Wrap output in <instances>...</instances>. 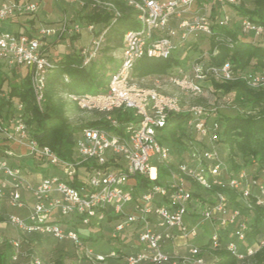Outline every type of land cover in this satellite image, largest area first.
Returning a JSON list of instances; mask_svg holds the SVG:
<instances>
[{"label":"built area","instance_id":"1","mask_svg":"<svg viewBox=\"0 0 264 264\" xmlns=\"http://www.w3.org/2000/svg\"><path fill=\"white\" fill-rule=\"evenodd\" d=\"M56 1L78 5L89 12H109L114 15L110 25L119 16L113 0ZM118 1L137 12L140 28L125 32L121 62L111 75L106 92L65 95L68 102L80 110L104 116L111 128L81 129L75 137L72 161H64L32 137L21 102L14 104L7 124L0 122V135L5 147L0 155V201L17 209L29 208L25 194L31 195L34 201L26 217L9 214L8 222L24 234H48L59 241L73 242L78 251L84 250V255H79L78 261L71 264H81L84 256L91 264H105L108 258H118L121 254L114 250L109 255L95 253L84 245L75 227L67 228L62 222L74 218L89 226L102 222L109 215L121 216L116 219V232L121 233L132 224L139 228L137 250L123 256L127 264H208L203 247L191 242L200 235V224L187 221L193 211L191 203L195 201L200 205L203 219H217L218 227L208 241L210 248H222L219 228L231 226L232 240L227 242L226 248L243 261L263 247L264 240L256 247H248L245 253L241 252L239 243L246 239L248 217L230 203L226 194L213 193L208 197L211 200L207 198L206 202L193 198L187 179L198 185L203 193L214 186L236 191L249 208L252 198L258 205H264V185L258 178L250 176L246 169L230 171L221 160L215 144L220 142L222 127L215 119L216 113L208 114L201 105L186 106L179 95L142 87L134 76L135 67L142 58L168 59L191 35L210 36L213 24L229 26L231 17L224 14L221 20L214 21L195 12L190 19H185L184 14L196 6L198 0ZM217 1L237 5L236 0ZM43 2L0 0V23L21 16H34ZM174 21L178 22L176 27L172 26ZM109 29L87 21L85 24L79 20L72 21L65 16L58 27L45 25L27 33L0 30V70L1 67L11 71L24 66L29 73L36 104L43 110L48 75L55 66L46 54L47 41L66 34L79 35L86 30L90 46L83 49L80 56L83 66L89 67L106 43ZM240 30L245 35L264 34V28L248 18L242 19ZM192 72L191 75L177 67L174 72L160 78H167L181 94L192 96L203 92L201 82L206 79L227 82L240 78L252 89L264 87V74L237 73L228 62L222 66L195 63ZM129 110H132L135 120L120 127L113 113ZM182 113L190 114L186 124L189 137L184 159L160 184L137 188L136 175L154 181L159 176L160 166L172 163L171 150L161 143L160 136L168 119ZM25 156L40 160L44 167L57 168L62 174L48 175L39 183L32 184L25 169L15 164ZM56 214L62 220L55 218ZM177 239L185 241L186 254L171 255L166 251V245ZM11 243L13 260H16L22 243L20 240H12ZM31 264L43 262L35 258Z\"/></svg>","mask_w":264,"mask_h":264},{"label":"trees","instance_id":"2","mask_svg":"<svg viewBox=\"0 0 264 264\" xmlns=\"http://www.w3.org/2000/svg\"><path fill=\"white\" fill-rule=\"evenodd\" d=\"M113 5L119 12V16L116 17L115 22L118 24L116 31L121 40H123L126 31L140 27L138 14L118 0H113ZM234 6L237 13L234 17L230 16L231 26L213 24L212 35H206L210 40V49L205 64L210 66H222L224 63L228 62L232 66L234 72H255L264 74L262 71V69H264V43L258 44L247 41L240 36L241 21L243 18H248L264 28V0H257V6L254 10L245 9L241 5ZM82 10L84 13L83 16L87 22L100 24L112 29L113 26L110 24L114 15L109 12L101 13L97 10L92 12L86 9ZM119 44L120 43H118V45ZM177 52L168 59L142 58L135 67V78H160L171 73L173 67H181L184 69V63L176 55ZM89 67L83 66V59L80 54L67 55L65 59L58 62L48 75L45 91L46 101L43 110L36 104L28 70L24 75L20 73L23 79L22 83L12 85L9 90L6 91L3 88L6 80V71L1 67L0 94L4 95H0V122L7 124L13 114L12 108L14 104L17 101L21 102L25 107L26 122L31 127L32 137L36 139L40 145L47 146L53 150L62 160L72 161L75 150V137L81 129L85 127L111 128L110 124L104 119L79 126L71 125L69 123V117L67 116V101L64 99L67 94L65 93L64 97L60 96L57 90H67L68 93L69 86L74 83L84 88L94 84L96 86L95 94L106 92L113 73L108 78L107 83L101 84V82L96 81L90 74V71L87 70ZM117 68L118 67H116V69ZM15 69L16 68L11 71ZM212 82L216 89L222 90L224 93H229L234 90L237 92L238 99L246 98L247 102L251 105L252 111L256 109L260 110L258 115L248 114L244 116L222 118L221 121L218 119L216 120L222 127L220 142L228 145L231 160H234L240 155L245 164L250 159H255L260 165L264 166V88L252 89L247 85L245 80L240 78L227 82H217L215 80H212ZM70 93L73 92H69L68 94ZM84 93L85 92H80L76 94ZM199 102H202V100H199ZM69 104L79 109L77 105L70 102ZM113 115L120 123V127L135 120L130 110L125 112L115 111ZM189 118L190 114L188 113L171 116L165 128L162 129V131L166 130L167 134H162L161 132V143L165 144L166 141H170L176 146H182V136L187 135L189 137V132L186 128ZM4 150V144L1 142L0 155L4 153ZM232 167L235 172L243 169L235 161H233ZM172 170H176V166L173 163L161 165L159 176L157 180L154 181L136 175L134 177L136 186L137 188H143L150 184H160ZM73 185L76 184L74 183ZM187 186L192 190L193 198H200L203 202H206L209 199L208 197L213 193L220 192L226 194L230 199V203L239 208L243 216L248 217L246 239L239 243L241 252H244L242 248L243 244L247 243V245H249L247 248L250 246L256 247L264 240V205H258L255 198L251 199V207L249 208L240 200L239 193L229 188L214 186L210 191L203 193L200 191L199 186L194 184L190 179H187ZM0 203L3 202L0 201ZM119 217L121 216L109 215L107 219L116 220ZM2 222H5V219L0 217V223ZM76 230L79 233L78 229ZM80 238L81 240H86L81 235ZM231 240L232 239L229 241ZM67 241L63 240L61 242ZM68 242L72 244L74 252L77 254L78 250L74 243L71 241ZM226 244L227 242L218 250H212L209 246V242L202 246L203 248L210 249L213 255L212 264H238L240 262L227 250ZM113 250L121 253L118 248ZM13 255L14 248L11 241H7L4 245L0 246V264H13ZM244 262L246 264H264V246L257 250L254 255L246 257ZM81 264H91V261L84 256Z\"/></svg>","mask_w":264,"mask_h":264},{"label":"rangeland","instance_id":"3","mask_svg":"<svg viewBox=\"0 0 264 264\" xmlns=\"http://www.w3.org/2000/svg\"><path fill=\"white\" fill-rule=\"evenodd\" d=\"M236 4L241 5L245 9L254 10L257 6V0H236ZM195 12L205 14L209 16L211 20L219 21L222 19L224 14L234 17L237 10L234 5L221 4L217 0H198L197 5L192 6L184 14V18L190 19ZM83 14V10L80 9L78 5H71L56 0H44L40 10L34 16H21L19 18L10 19L3 22L4 24H2V27L8 31L27 33L30 30L36 31L39 27L45 25L58 27L65 16L69 17L72 21L79 20L85 24L87 20ZM177 24L178 22L174 21L172 26L176 27ZM112 26L113 27L109 31L107 41L100 54L87 69L90 71V74L94 77V79L101 82V84L107 83L110 75L114 72L116 67L120 65L122 50L125 47L123 40H121L116 31L118 24L114 22ZM240 36L247 41L258 44L264 43V34L261 36H256L254 34L245 35L240 31ZM118 43L120 44L118 45ZM47 44L48 47L46 54L52 60L53 64L56 65L58 62L65 59L67 55H79L83 49L88 48L90 46V36L86 30H83V32L79 35L66 34L59 39L51 38L47 41ZM209 49L210 40L208 36L201 34L191 35L188 40L183 43L182 48L178 50L176 55L183 61L184 69L192 75V65L200 62L205 63L208 59L207 55ZM171 70L174 72L176 67H173ZM4 71H6V80L3 88L7 91L12 85L23 82L20 73L23 75L26 74L27 69L24 66H19L13 71L9 72L6 68ZM262 71L264 72V69H262ZM135 79L142 87L156 89L157 91L168 95L181 96L182 101L186 106L201 105L206 109L208 114L211 115L212 113H216L215 119L220 121L222 118L226 117L244 116L248 114L258 115L260 111L259 109L252 111L251 105L247 102L246 98L238 99L236 91L233 90L229 93H224L222 90L216 89L211 80L206 79L202 81L201 84L203 92L200 95L192 96L188 94H181V91L174 87L167 78L145 77L139 79L136 77ZM57 90L59 95L63 97L65 93L68 94L69 92H85L88 94H95L96 86L92 84L91 86L84 88L73 83L69 86L68 93L67 90ZM64 99L68 102L66 97H64ZM199 100H202V102H199ZM67 102V116L69 117V123L73 126L84 125L104 119V116L100 114L79 110ZM161 132L162 134H167L166 130ZM187 137V135L182 136V146H176L170 141L165 142V145L171 150V161L174 165H177L180 161H182L186 155L188 148ZM195 137L197 139L199 138L196 135ZM1 142L3 141L2 136L0 135V143ZM215 145L221 160L227 165L230 171H234L232 165L233 161H235L243 169H246L250 176L258 178L260 183L264 185V166L260 165L257 160L250 159L245 164L240 155H238L234 160H231L227 144L219 142ZM24 150L25 149H23V151ZM15 164L25 168V174L27 178L29 176L28 180L32 184H37L34 183V178L38 175L36 173L41 169L48 168H44L43 163L40 160L32 159V157L24 158V161L20 163L15 162ZM46 170L47 175H53L51 173H57L56 175L62 174L59 169L58 171H50V169ZM262 198L264 199V197ZM25 199L27 200L26 202L29 207L28 209H23L26 210L25 215L19 212L11 213V207L8 206L10 208L8 209L5 202L0 203V217L5 219V223L0 226V246L4 245L7 241L12 240H20L22 243L20 254L16 260H13V264H31L35 258H39L43 264H71L77 262L79 255H84V250H79L77 254H75L72 244L68 242L69 240H65L67 242H61L48 234H24L8 222V213L17 214L22 217H26L29 214L30 207H32L34 201L32 196L29 194H25ZM191 205L193 211L189 215L190 218H188V220L190 223L191 221H194V224H200V235L196 239H192L191 242L198 247H202L208 243L210 235L218 227L217 219H203L200 215V205H198L195 201L191 203ZM56 216L57 214L55 215V218ZM57 219L62 220V218L60 219L58 216ZM63 222L65 224L64 226L67 228L75 227L76 229H81L79 234L86 239L82 240V242L85 246L92 248L95 253L109 255L111 251L116 248L121 251L120 257L108 258L105 264H127L123 256L136 251L134 246L137 245L139 228H137L135 224L127 226L123 232L118 233L115 230L117 222L113 219L108 220L106 218L98 224L93 223L89 226L82 225L80 221L74 218H72V220L65 219ZM219 230L222 236L223 244L232 239L231 235L233 227L228 226L226 228H219ZM247 246H249L247 243L242 245L244 253L248 249ZM166 251L171 255L186 254L184 241L177 239L176 242L167 244ZM203 253L208 264H212L213 255L211 254L210 249L203 248ZM238 264L246 263L243 260Z\"/></svg>","mask_w":264,"mask_h":264},{"label":"crops","instance_id":"4","mask_svg":"<svg viewBox=\"0 0 264 264\" xmlns=\"http://www.w3.org/2000/svg\"><path fill=\"white\" fill-rule=\"evenodd\" d=\"M2 24H4V23H0V30H6V29H4V27H2ZM24 158H28V156H25ZM24 158L21 160V162L22 161H24ZM45 168V167H44ZM25 169V168H24ZM46 169H50V171L51 170H54V171H58V169L57 168H51V167H48V168H46ZM46 169H41V170H39L36 174H38L37 175V177H35L34 178V183H39L43 178H45L46 176H48L47 175V170ZM51 174H53V175H56L57 173H51ZM36 176V175H35ZM28 178H29V176H28ZM7 208L8 209H10L8 206H7ZM10 211H11V213H14V212H19V213H21V214H24L25 215V213H26V210H23V209H17V208H11L10 209ZM129 211H130V209H129ZM9 214V213H8ZM190 218V217H189ZM116 221V220H115ZM187 221H188V223H190V221L187 219ZM66 222H67V220H66ZM65 222V223H66ZM193 222L194 221H191V224H193ZM5 222H3V223H0V226L2 225V224H4ZM63 224H64V222H62ZM75 223V222H74ZM72 224V223H71ZM65 225V224H64ZM18 230V229H17ZM19 231V230H18ZM78 231L79 232H81V229H79L78 228ZM181 240V239H180ZM183 241V240H182ZM184 244H185V241H184ZM135 247V249L137 250V248H138V241H137V245H135L134 246Z\"/></svg>","mask_w":264,"mask_h":264}]
</instances>
